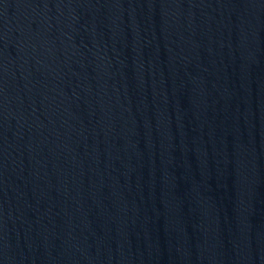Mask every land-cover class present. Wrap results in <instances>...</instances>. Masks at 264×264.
Here are the masks:
<instances>
[{
    "label": "water",
    "instance_id": "95a60500",
    "mask_svg": "<svg viewBox=\"0 0 264 264\" xmlns=\"http://www.w3.org/2000/svg\"><path fill=\"white\" fill-rule=\"evenodd\" d=\"M0 264H264V0H0Z\"/></svg>",
    "mask_w": 264,
    "mask_h": 264
}]
</instances>
